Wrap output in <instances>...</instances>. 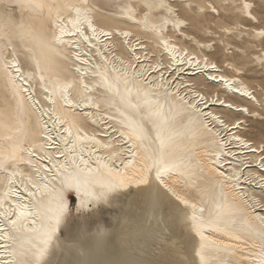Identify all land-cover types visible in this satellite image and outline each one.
Here are the masks:
<instances>
[{
	"label": "bare ground",
	"instance_id": "6f19581e",
	"mask_svg": "<svg viewBox=\"0 0 264 264\" xmlns=\"http://www.w3.org/2000/svg\"><path fill=\"white\" fill-rule=\"evenodd\" d=\"M38 2L43 7L21 6L27 0H0V34L5 37L0 47L10 42L18 53L23 79L14 70L12 77L15 85L20 86L18 95L23 99L24 108L23 127L18 132L17 97L13 95L9 78L0 75V120L7 125L0 128V136L18 138L17 143L0 139V152L10 154L16 150L18 158L15 169L8 167L7 172L0 171V200H3L0 211L16 212L18 207L23 208L27 227L42 230L50 223L48 217L55 211L56 201L53 196H37L32 200L25 190L27 176L35 179L37 171L41 177L47 174L52 186L59 189L62 177L52 179L56 175L53 164L57 167L63 164L69 173H76L78 168L83 170L79 175L81 180L88 181V190L100 193L105 190L104 185L117 181L115 171L119 170L130 182L125 187L114 188L106 199L92 204L108 208L125 197L123 207L108 222L102 218L93 223L83 222L63 235L66 215L44 257L47 264H69L70 261L72 264H172L173 261L200 264L196 250L202 241L192 228L193 211L200 218V231L207 238L204 243L208 246V264H258L264 244L261 237L264 232V167L258 163L264 157L261 151L264 140L249 138L245 131L248 122L264 123V67L257 59L264 54V50L259 49L264 38L256 35L263 28L258 27L260 18L254 13L252 1L247 0L252 4L250 11L256 19L237 11L242 0H215L218 13L207 8L209 0H192L205 11L181 8L180 14L196 20V24L186 29L164 27L161 35L181 54L187 51L201 65L205 58L217 65L215 69L201 71L187 59L180 63L179 57L175 67L171 66V54L164 50L151 28L165 13L153 11L149 22L145 23L148 9L142 7L143 0H87L91 9L88 19L96 29V36L83 41L73 30L64 36L62 43L51 46H46L44 41L52 34L51 22L57 19V11L67 24V19H75V13L65 5L82 0ZM125 6H135L132 18ZM214 16L217 20L233 18L241 27L233 34H219L203 24L205 17ZM68 28L71 29V25ZM80 28L87 36H93L87 22ZM198 30L212 38L206 40L197 35ZM103 32L109 35L104 36ZM125 32L129 33L127 37L123 35ZM231 37L245 46L230 43L228 38ZM208 44L213 46H199ZM233 51L241 63L227 56ZM218 54L222 57L220 62ZM250 57L262 72V80H256L255 89L245 78L242 67ZM235 66L238 70H234ZM77 67L81 72L76 71ZM105 73L107 81L113 85L112 91L102 86L105 77L100 74ZM29 74L32 79L25 83ZM221 75L232 80L235 87H229L223 80L211 79ZM258 76L252 75L253 78ZM125 80L129 81L130 97ZM65 84L72 85L68 91L74 99L90 96L100 107L64 105L61 89ZM84 85L88 86L87 92ZM121 97L125 101L130 98L135 107L122 103ZM212 100L216 102H208ZM192 104H197L199 110L191 107ZM157 112L159 115L155 114ZM58 116L77 121L81 127L79 134L89 138L77 141L73 131L71 144L66 146L63 139L66 133L61 128L67 125L57 123ZM130 121L142 132L143 147H133L134 142L139 146L140 141L129 138ZM161 139L165 141L163 163L169 166L168 183L185 193L190 204L196 205L195 210L179 205L177 211L178 202L174 198L167 194L158 196L148 184L136 183L139 170L160 159ZM132 151L137 155L133 165L125 170V164L133 160ZM89 168L93 170L91 173ZM109 168L113 170L111 174ZM13 171L23 175L12 176ZM237 173L238 180L234 178ZM154 176L153 171L151 177ZM71 192L76 194L74 189L69 190L65 194L67 201L71 199ZM81 198L88 199L83 191ZM0 227H5L2 217ZM13 235L20 238L15 243L0 241L5 245L0 248V261L23 259L10 253L13 249L19 250L22 240L35 234L22 231ZM73 240L79 241L75 247L71 246ZM24 247L28 249L31 245L25 243Z\"/></svg>",
	"mask_w": 264,
	"mask_h": 264
},
{
	"label": "snow or ice",
	"instance_id": "6c2138e0",
	"mask_svg": "<svg viewBox=\"0 0 264 264\" xmlns=\"http://www.w3.org/2000/svg\"><path fill=\"white\" fill-rule=\"evenodd\" d=\"M173 3H175V7H173ZM21 6L24 7H30V8H40L43 7L42 3H39L38 0H27V3L22 4ZM65 7L69 8L72 12L75 13V19H67V24L64 23L65 17L61 16L59 14V11H57V19L52 20V34L50 38H48L46 41H44L46 46H51L53 44H59L63 42V38L66 34L72 32L74 30L75 34H78L83 41H89L93 37L96 36V29L92 27L91 21L88 19V14L91 11L90 7L88 6L87 0H82L81 3L78 4H70L65 5ZM135 6H125V11L129 14V18H132L131 13L133 11V8ZM143 8L148 9V12H145V23H148V17L149 14L153 11H160L165 13L163 16L159 17V23H153L151 25L152 31L155 32L159 39L160 44L163 46L164 50L171 54L172 59V67H175L177 61V58L179 57V62L183 63L185 59H187V62L189 64H192L193 67L197 71H201L203 69L211 68L215 69L217 65L215 63H211L208 61L207 58H205L203 65H201L200 61L195 59L194 56L189 55L187 51H184L183 54H181L180 50L176 47H174L170 40L163 38L161 33L164 30V27L167 25H172L175 29H181L183 26L184 29L189 27L190 25H194L197 23L196 20L190 19L188 16H182L180 14L181 8H187L189 11L195 12L197 8H199L200 12H204V7H199L196 4L192 3V0H143ZM207 8H209L213 13H218L219 8L216 6L212 0H209V3L207 4ZM252 8V4L248 3L247 0H242L241 6L237 9V11L250 19H256V17L252 16L250 9ZM84 22H87L89 25V28L92 31L93 36L89 37L87 36L83 31H81L80 25ZM68 25H71V29L68 28ZM241 27L240 24H237L232 21H227L225 24H221L219 26V31L228 35L238 32L239 28ZM104 36H108V32L102 33ZM125 37L129 35V33L125 32L123 33ZM256 35L260 36L261 38H264V29H261ZM5 39V37L0 34V42H2ZM201 48L207 46L212 47L213 44L208 45H199ZM10 49V51H9ZM230 50V49H228ZM30 51V49L28 50ZM18 53L16 49L11 45L9 42L8 44H4L3 47H0V75L7 76L8 83L13 86V95L17 97V123L20 125L16 129V131H21L23 127L22 123V117L24 113L23 108V99L19 98L18 95V89L20 86L15 85V80L12 77L13 70L15 71L17 76H21L23 79V76L21 75V67L20 63L17 59ZM10 57V59H9ZM76 59H79V54H76ZM138 59V58H137ZM259 60L260 66L264 67V54L257 57ZM40 65L39 62H37V69H39ZM133 67H135L133 65ZM234 70H238V66L234 67ZM77 72H81V69L79 67L76 68ZM105 77L102 81V86H106L108 91L113 90V85L109 83L106 79V73L100 74ZM32 79L31 74L28 76V80H25V83H27L29 80ZM41 80L44 79L43 75L40 77ZM211 79H220L223 80L229 87H235V84L232 80L227 79L225 76L221 75L220 77L212 76ZM126 90L129 92V97L131 95V89L127 88V85L129 83L128 80L124 81ZM72 87L71 84H65L63 85L61 89V98L63 100L64 105H74L75 107H81L84 104H88L90 106H94L96 108H99V103H94L92 98L90 96H81L80 99L76 100L69 94V89ZM84 89L87 92L88 86L84 85ZM26 90V89H25ZM240 89L237 88V91ZM47 91V89H45ZM116 94L119 95V88L116 87ZM245 95H248L247 91L244 93ZM48 99L49 97H45ZM28 99H31V96L28 97ZM200 100L203 101L204 97H200ZM55 103V101H52ZM121 102H126L130 107H135V105L132 104L131 99L129 98L127 101L123 97H121ZM209 103H215V100L208 101ZM220 103H224V101H219ZM191 107L195 108L197 111L198 106L197 104H192ZM156 115H159V113H155ZM2 115V114H0ZM213 119H218L217 117H213ZM56 122L60 125H67V127H62L61 130L66 133L64 136V143L66 146L71 144V137L73 136V131L76 133V140L79 141L81 139H88L87 136H81L79 133L81 131V127L78 124L77 121H70L67 118L61 119L59 116L56 118ZM223 123V122H221ZM131 128V132L129 133V138L135 137L136 140L140 141V145L137 146L134 142L133 147H143V140L144 137L142 135V132L136 127V125L133 122H129L128 125ZM226 127V125H225ZM0 128H7V125L4 123L3 120H0ZM0 139H3L4 141H7L8 143H17L18 138L14 137L12 135H3L0 136ZM51 139V137H49ZM94 139V137H92ZM159 139V137H158ZM235 139L239 140V137H235ZM241 144H244L243 140H239ZM247 146V145H245ZM160 147H161V157L159 160H155L152 165L146 166L144 169L139 170V179L136 180L137 184H148L150 188H153L158 196H164L165 194L171 196L174 198L175 201L178 202L176 205L177 211H179V205H184L185 207H192L194 210L196 208V205L194 203L190 204L189 199L187 198V195L183 193L181 190H178L177 188L171 186L168 183V176L167 173L169 172V166L163 163V149L165 147V141L163 139L160 140ZM20 151H23V149H19ZM72 149L69 148V151ZM261 151H264V145H262ZM131 155L133 157V160H130L127 164H125V170L133 165V162L135 160V157L137 155L136 151H132ZM17 155L16 150H14L10 154H5L3 152H0V171L7 172L8 167H12L13 169L16 168V162H17ZM111 159V158H110ZM49 160H51V157H49ZM85 166L87 167V162H84ZM259 165L261 167H264V157H262L258 161ZM104 167H107V165H103ZM78 168V166H77ZM53 169L56 170V175L52 176L53 180H57L58 177H62L59 179L60 188L55 189L51 181L48 180V175H44L43 177L40 176L39 171L36 173V178L33 179L31 175L26 177V184H25V190L28 191V195L32 198V200H36L37 196L44 197V196H53L56 201V209L53 212V214L48 217V220L50 223L43 227L42 230H37L34 228H28L27 227V215L23 208H19L16 212H13L11 210L5 209L3 211H0V217L3 218V224L5 227H0V241H13L14 243L20 239L19 236L13 235V233H21L22 231H31L35 235L31 238H28L26 241L22 240L19 245V250L13 249L11 255L14 257L20 256L24 257L20 260H13V261H0V264H47V261H45L44 257L46 256L49 247L51 246L53 242V238L56 234V231L58 227L60 226L61 222L65 218L66 215L71 213V207L69 205V202L66 199V193L74 189L77 195V198L80 199V203L76 204V212L80 213L84 210H87L89 205L94 201H99L100 199L107 198L108 192L112 191L116 187H125L127 185L128 181L125 178L124 173L117 170L115 171V176L117 177V181H112L107 185H104L105 190L100 193L91 192L88 190V181L81 180L79 172L83 171L78 168V171L76 173H69L68 169L65 167V165L61 164L59 167H57L56 164H53ZM89 173H91L93 170L91 168L88 169ZM109 173L111 174L113 170L111 168L108 169ZM155 172L154 178L151 177V173ZM52 172V169H49V173ZM17 174L23 175V173H17L16 171H13L12 176H16ZM223 175V173H221ZM235 179H239V173L236 174L234 177ZM229 179H233V177H229ZM154 180V182H153ZM9 184L12 183V180L9 179ZM30 186V187H29ZM163 189V192L161 191ZM84 192V195L88 197V199L81 198V192ZM3 207V200H0V208ZM26 207V206H25ZM204 209L201 208L200 212L203 213ZM30 214V213H29ZM15 216V219H12L11 217ZM192 221V228L196 232L197 235L201 237V244L200 247L196 250V255L199 257L200 264H208L207 258H206V249L207 245L204 243V241L207 239L199 228V217L193 211L192 216L190 217ZM264 219V218H262ZM10 229V230H9ZM262 239H264V232L261 233ZM32 241H36L33 243ZM78 240H73L71 242V246L75 247L76 244H78ZM25 243H29L31 245L30 248L26 249L24 247ZM5 247V245L0 244V248ZM261 252L259 254V260L258 264H264V244L261 245ZM30 256L31 258H27ZM69 264H72L70 261ZM172 264H180L179 261H173Z\"/></svg>",
	"mask_w": 264,
	"mask_h": 264
},
{
	"label": "rangeland",
	"instance_id": "374dc122",
	"mask_svg": "<svg viewBox=\"0 0 264 264\" xmlns=\"http://www.w3.org/2000/svg\"><path fill=\"white\" fill-rule=\"evenodd\" d=\"M252 1V4L254 5V13L260 18V22L258 24V27H261L264 29V0H250ZM212 2L215 4V0H212ZM227 21L234 22L233 18H222L217 20V17L214 16L213 18L205 17L203 24L208 25L212 30L216 31L219 34H222V32L219 31V26L221 24H225ZM197 35L202 36L206 40L211 39L212 37H206L201 31H197ZM229 42L238 46H245V44L240 45L239 41L235 40L234 38H228ZM259 49L264 50V40L259 43ZM229 51H232L230 49ZM253 52L260 53L259 50L253 49ZM248 54L251 55L252 53L248 51ZM227 56H230L235 62L241 63L242 60L239 58L238 55H236V52L233 51V53H228ZM222 57L218 54L217 55V61L220 62ZM249 62L244 64L243 71L245 73V78L250 82V84L256 88V80H262V72L261 69H259V66L252 61L251 57L248 59ZM256 73L259 76L257 78H253L252 75ZM230 94V93H228ZM249 126H247V130L245 131V134L249 138L258 139V140H264V123L261 121H253L248 122ZM122 199V200H121ZM118 202L111 207L104 208L96 206L95 204H90L87 210H84L80 213L76 212V204L80 203V199L77 198V195L71 192V199L69 202V205L71 207V213L67 215L66 225L62 228V234L65 235V233L70 230L71 228L75 227L77 224H81L83 222H91L95 221L96 219H103L106 222L110 221L113 214H116L119 212V210L123 207L125 197H122ZM120 201V202H119ZM122 202V203H121ZM89 219V220H88ZM68 228V229H67Z\"/></svg>",
	"mask_w": 264,
	"mask_h": 264
}]
</instances>
